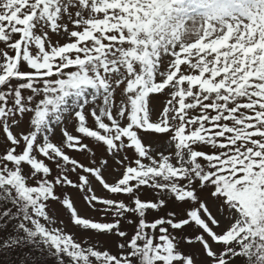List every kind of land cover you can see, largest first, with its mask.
<instances>
[{"label":"snow or ice","instance_id":"snow-or-ice-1","mask_svg":"<svg viewBox=\"0 0 264 264\" xmlns=\"http://www.w3.org/2000/svg\"><path fill=\"white\" fill-rule=\"evenodd\" d=\"M0 133V264H264V0H0Z\"/></svg>","mask_w":264,"mask_h":264},{"label":"rangeland","instance_id":"rangeland-1","mask_svg":"<svg viewBox=\"0 0 264 264\" xmlns=\"http://www.w3.org/2000/svg\"><path fill=\"white\" fill-rule=\"evenodd\" d=\"M53 39H56L55 36L53 37ZM60 42L63 43V42H66V41L62 39V40H60ZM0 136H2V133H0ZM73 154H75L74 151H73ZM105 193H106V190H103L102 186L97 185L96 194L97 195H104ZM73 198L75 199V197H73ZM75 206L77 207V209L79 210L81 215H84V216H86L88 218L99 219V214L97 212H95L94 210H92L87 205L86 201H83L82 199H76ZM58 214H59L61 220H63L65 223L68 222V214H67L66 210L61 208V209L58 210ZM126 230L128 231L129 235H131L133 233L132 226H126ZM67 231H69L70 233H75L77 237H82V236L89 235V233H83V232L79 231L78 229H76L74 227H69V229H67ZM1 234L3 236L6 233L2 232ZM103 248L105 250H109L112 254H118V252H119V249L116 247L115 244L104 245Z\"/></svg>","mask_w":264,"mask_h":264},{"label":"trees","instance_id":"trees-1","mask_svg":"<svg viewBox=\"0 0 264 264\" xmlns=\"http://www.w3.org/2000/svg\"><path fill=\"white\" fill-rule=\"evenodd\" d=\"M2 232H0V236H2L1 234ZM4 259V257L2 255H0V261H2Z\"/></svg>","mask_w":264,"mask_h":264}]
</instances>
